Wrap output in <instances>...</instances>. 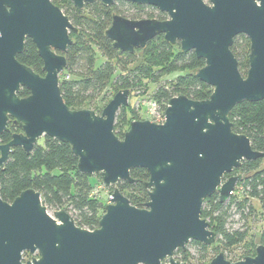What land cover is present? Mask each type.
<instances>
[{
	"label": "water",
	"instance_id": "95a60500",
	"mask_svg": "<svg viewBox=\"0 0 264 264\" xmlns=\"http://www.w3.org/2000/svg\"><path fill=\"white\" fill-rule=\"evenodd\" d=\"M82 9L95 0H70ZM111 6L115 0H99ZM166 13L165 20L111 16L105 36L119 52L134 53L157 35L182 51L193 50L204 65L197 78L212 87L203 100L171 97L161 123L132 120L123 137L114 133L129 89L116 91L100 113L71 109L59 88L64 53L77 28L51 0H0V136L9 121L21 129L0 140V167L13 147L30 153L43 136L69 144L76 169L98 174L113 187L98 221L89 230L64 209L50 211L40 193L27 188L11 202L0 197V264H187L174 259L188 241L213 245L215 232L201 217L205 197L225 202L245 160L264 158L249 138L232 130L228 114L242 101L264 100V0H124ZM249 40L242 75L230 47L234 37ZM26 38L41 58L44 75L18 61ZM29 94L20 97V88ZM264 132V129H263ZM144 168L148 201L132 205L116 187L135 182L130 170ZM31 254L24 259L23 254ZM164 262V263H163ZM208 264H264V246L237 261L217 253Z\"/></svg>",
	"mask_w": 264,
	"mask_h": 264
},
{
	"label": "trees",
	"instance_id": "16d2710c",
	"mask_svg": "<svg viewBox=\"0 0 264 264\" xmlns=\"http://www.w3.org/2000/svg\"><path fill=\"white\" fill-rule=\"evenodd\" d=\"M51 1L77 28L69 33L72 43L64 53L66 67L59 75L60 92L69 108H88L99 113L101 110L96 104L107 101L116 91L129 89L130 92L139 90L145 93L150 84L154 85V89L148 98L156 101L162 111L171 97L185 95L193 100H203L211 94L212 87L195 75L197 69L204 65V60L198 58L193 50L182 51L178 43L172 45L162 35H157L134 53L119 52L104 34L113 13L130 19L157 20H165L166 13L150 5L124 0H115L111 6L95 0L85 4L82 9L76 8L70 0ZM230 49L238 61L239 71L246 72L248 38L243 34L235 36ZM17 59L34 72L44 74L42 60L30 38H26L24 49ZM28 94L29 91L24 87L18 91L20 97ZM128 108L130 113L126 111ZM128 108L121 107L115 118L114 133L119 138L123 137L130 121L139 119L133 112V105L129 103ZM228 117L235 133L246 135L253 149L264 151V100L242 101L231 109ZM20 131L9 121L8 130L0 136L1 142H8L11 134ZM40 139L42 141L38 140L30 153L21 147L11 149L8 160L0 167L1 199L11 202L21 191L33 188L40 193L43 204L49 210L64 209L70 213L76 225L89 230L97 228L105 203L92 192L101 179L98 177L96 180L92 175L76 169L77 157L71 152L68 143L50 136ZM236 173L242 175L246 196L239 199L233 192L221 203L218 194L213 193L204 198L202 204L205 207L201 209V217L210 219L209 228L217 237L213 246L210 245L212 252L213 249L225 251L243 244V255L240 257L243 258L254 255L258 244L264 246V230L257 237L259 243L256 245L252 235L249 241L246 240L247 228L229 231L225 224L228 212L233 207L241 213L242 218L246 217L245 208H249V212L257 211L251 198L257 200L264 213V158L243 161L231 173L225 174L224 179ZM130 175L135 182L119 181L116 187L132 205L142 208L148 201L144 182L148 180L149 174L144 168H134L130 170ZM192 242L205 250V244ZM175 253L181 255L180 260L186 261L184 250L177 249ZM23 256L29 259L31 254L25 252ZM206 257L207 253L201 255L198 264H208Z\"/></svg>",
	"mask_w": 264,
	"mask_h": 264
},
{
	"label": "rangeland",
	"instance_id": "374dc122",
	"mask_svg": "<svg viewBox=\"0 0 264 264\" xmlns=\"http://www.w3.org/2000/svg\"><path fill=\"white\" fill-rule=\"evenodd\" d=\"M241 74L245 75L246 72H241ZM170 76L171 75H168V77H170ZM153 89H154V85L150 84L149 90L144 91L145 93H142V92L140 93V92H138L139 90H135V92L133 91V92L129 93L128 104L130 103L131 105H133V112H135V114H137V116L139 118L136 120L149 119L152 121V119L149 117V115L146 112V106L150 105L149 104L150 99L148 97L150 96V92ZM112 96L113 95H111L107 99V101L100 102V103L96 104L98 109L102 110V108L108 103V101L111 99ZM125 108H128V105H127V107L125 106ZM159 109L162 111L161 107H159ZM126 111L130 113L129 108L126 109ZM140 118H142V119H140ZM39 140H40V142L42 141L41 139H39ZM236 174H238V173H236ZM92 176L96 180H98V177L100 178V176L98 174H92ZM112 189H113V187H106L103 185L102 181H98L97 184L95 185L92 193L96 197L100 198L105 204H107L108 198L110 197ZM233 192H234V195H236V197L239 199H242V197L246 196L245 195L246 193L244 191V185L242 184L241 180L236 182L232 193ZM250 201H251V203L254 204L257 211L249 212V208L248 209L245 208L244 213L246 214V217L242 218L241 213L233 207L228 212L227 222L225 224V227L229 231H232L233 229H238V228H240V229L247 228L248 235H247L246 240L249 241V238L252 235L254 242L257 245L259 243V240L257 237L259 236L260 232L264 230V213H262V210L260 209L256 199L251 198ZM204 207L205 206L202 204L201 209H203ZM50 211H52V210H50ZM206 220L208 221V223H210L209 218H206ZM205 246H206L205 250H202V247L200 245H197V244L193 243L192 241H188L185 244V248H184V251L186 252V262H189L190 264H198L199 263L198 258H200L201 255L206 254V253L208 254V257H206L205 261L208 262V261H210V259L215 254H217L219 252H223L224 256L227 257V260H229L231 262L242 259L240 257H241V255H243V249H242L243 244L233 246L229 250H225V251L222 250L221 248L216 249V250L213 249V252H212V246L213 245L210 246V245L205 244ZM180 256H181L180 254L174 255L175 258L176 257L179 258ZM249 256H253V255H249ZM24 259L26 260L27 258L24 257Z\"/></svg>",
	"mask_w": 264,
	"mask_h": 264
},
{
	"label": "built area",
	"instance_id": "2783aa9c",
	"mask_svg": "<svg viewBox=\"0 0 264 264\" xmlns=\"http://www.w3.org/2000/svg\"><path fill=\"white\" fill-rule=\"evenodd\" d=\"M148 106H146V112L153 122L161 123L164 120V112L161 111L154 100H149Z\"/></svg>",
	"mask_w": 264,
	"mask_h": 264
},
{
	"label": "flooded vegetation",
	"instance_id": "af4514ba",
	"mask_svg": "<svg viewBox=\"0 0 264 264\" xmlns=\"http://www.w3.org/2000/svg\"><path fill=\"white\" fill-rule=\"evenodd\" d=\"M43 75H44V74H43ZM181 250H184V249H181ZM176 251H177V250H176ZM176 251H175V252H176ZM175 252H174V254H173V257H174V255L176 254ZM215 255H216V254H215ZM215 255H214V256H215ZM214 256H213V257H214ZM213 257H212V258H213ZM174 259L177 260V261H180V262H185V263H187V264H190L189 262L182 261V260H180V259L177 258V257H176V258L174 257ZM225 259H226V258H225ZM210 260H211V259H210ZM163 263H164V262H163ZM208 263H209V262H208Z\"/></svg>",
	"mask_w": 264,
	"mask_h": 264
}]
</instances>
